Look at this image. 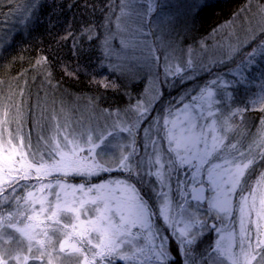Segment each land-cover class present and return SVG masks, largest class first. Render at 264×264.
Masks as SVG:
<instances>
[{
    "label": "snow or ice",
    "instance_id": "obj_1",
    "mask_svg": "<svg viewBox=\"0 0 264 264\" xmlns=\"http://www.w3.org/2000/svg\"><path fill=\"white\" fill-rule=\"evenodd\" d=\"M246 3L245 42L201 40L185 61L158 34L173 23L166 0H105L107 34L89 22L81 35L99 41L102 60L129 84L147 70L140 93L87 123L47 97L36 114L26 100L11 102L15 91L0 99V264H264V86L242 106L233 91L258 63L264 80V0ZM202 6L188 7L195 15ZM42 7L30 0L25 22ZM63 39L79 52L70 29ZM48 65L39 56L32 67L50 81ZM93 83L119 90L107 78ZM177 83L189 87L157 114L164 87ZM251 111L261 113L255 133Z\"/></svg>",
    "mask_w": 264,
    "mask_h": 264
},
{
    "label": "trees",
    "instance_id": "obj_2",
    "mask_svg": "<svg viewBox=\"0 0 264 264\" xmlns=\"http://www.w3.org/2000/svg\"><path fill=\"white\" fill-rule=\"evenodd\" d=\"M25 1L0 0V40H2L0 43V88L8 95L10 91L16 92L11 102L19 103L22 99L26 100L35 112L37 109L33 99L37 95L41 103L47 97L49 106L53 100L56 104L69 106L77 99H84V102L94 101L95 106L101 109H116L127 103L129 92L133 97L140 93L141 82L129 84V81L120 76L107 72L105 60H102L97 51L99 41H89L86 35H81L83 26L89 22L92 25H99L98 33L102 32L105 15H110V12L105 13L101 7L105 0H41L44 7L27 22L25 21L29 13L25 12L28 6L23 4ZM114 1L118 0H108V4L111 5ZM187 1L166 0L169 5L167 9L188 10L189 1ZM70 4L73 6L69 7ZM86 4L88 7H85ZM93 5L95 8L92 7ZM201 5L203 6L196 14V23L190 31L194 39L203 38L220 25L236 19L240 14L250 16L253 11V9L245 11L246 0H213ZM255 6L253 3V8ZM176 17L180 18V13ZM69 29L76 40L80 41L77 45L80 49L78 53L72 39H63ZM39 56L49 59L48 67L52 72L50 81L45 79L43 72L32 67ZM65 66L69 70L78 69L77 75H66ZM257 69H260L259 63L253 69L245 71L248 83L236 87L235 105L242 106L250 99L255 100L259 95L258 92L262 90L264 80L261 79L260 71ZM106 78L115 81L119 85V90L112 88L106 90L93 83V80ZM126 85L128 92H125ZM21 89L24 92L23 97L19 95ZM164 89L166 91L163 90V99L155 105L157 114H160L169 102L175 99L176 90H181L182 87L165 86ZM260 117L259 111L247 113L248 127L251 132H255ZM211 240L213 237L210 235L206 238L204 247H207V243Z\"/></svg>",
    "mask_w": 264,
    "mask_h": 264
},
{
    "label": "rangeland",
    "instance_id": "obj_3",
    "mask_svg": "<svg viewBox=\"0 0 264 264\" xmlns=\"http://www.w3.org/2000/svg\"><path fill=\"white\" fill-rule=\"evenodd\" d=\"M188 1L187 2L189 3V5H191L193 3H198V2L199 3L201 2V4L206 3V2H212L213 0H188ZM29 2H30V0H26L23 4L28 5ZM114 3H118V1L117 2L114 1L113 4ZM165 11H167L168 13H170L173 16V23H172V26L169 28H166L163 33H158V34L161 35L162 40H165L168 43L174 42L177 49H183L185 52V55H184L185 61L187 60L188 46L191 45L194 48L199 49L201 40L206 42V45L209 48H214L218 43H221V44L231 43L233 45H236L238 43H243L250 36V30L246 32V30L249 29V23H248V19H247L248 16H243L242 14H240L236 19H234L228 23L222 24L220 26L218 25L219 26L218 28L211 31L208 35L204 36L203 38L194 39V37L192 35H190V31L193 27V24L196 23L197 17H196V14L193 15V13H196L197 10H194V9L184 10L183 8H178L177 10L166 9ZM116 12H117V14H119L118 9L116 10ZM179 13H180V18H177L176 16L179 15ZM109 17H112L111 12H110ZM112 18L114 19V17H112ZM149 19H151V17ZM252 26H255V21H253ZM107 29H108V26L105 23L102 26V32L105 35L107 34ZM256 30L259 31V27H257ZM119 39L120 38L117 36L116 39L111 41L112 46L114 48L117 47ZM162 51H163V48H162ZM175 63H176V61H173L174 65H175ZM105 65L107 67V72H109L110 74H114L116 76H119L118 72L114 73L110 70L112 65L109 63L108 60H105ZM218 70H222L219 65L217 66L216 69H214V72L218 71ZM155 71L162 72L163 71V65L156 68ZM141 76L144 78L143 79L138 78V82L142 83V89H143L147 84V79H146L147 70H145L141 74ZM200 79L201 80L207 79V75L201 73ZM190 83H191V87L195 88V87H197V84L199 82L193 81ZM170 86H172V85L171 84L166 85V87H170ZM175 87L176 88L182 87L181 90H176L177 95H178V94L182 93L184 89H188L189 85L188 84L181 85L180 83H177ZM163 90H165V89H163ZM233 91L235 92V97H236V94H237L236 88L233 89ZM261 92H262V90H260L258 92L259 95L256 97V99L259 98ZM177 95H176V97H177ZM7 97H8V94H5L2 91H0V99H4L7 101ZM152 98L153 97H152L151 93H149L146 96V99L149 101H151ZM33 102L35 105L37 104V102H38V96L37 95L34 97ZM56 106H57V108H59L61 106V104H56ZM49 107H51V106H49ZM64 107L66 110H68V114L71 115L74 119L83 120L85 123H87L89 121V119L93 118L94 116H98L100 114V111L102 110L101 108H98L95 106V111H94L93 108L90 106V100H88V102H84V99H77L74 104L71 103L69 106H64ZM258 107H259V105H257V108ZM36 113H38V110L34 112V114H36ZM237 119H239V118H237ZM246 123H247L248 131L251 132L249 127H248V121H246ZM256 130H257V128H255V132H256ZM255 132H251V133H255ZM121 135L123 136L124 134H121ZM248 139L250 140L251 137H249ZM246 143H247V141H245V144ZM104 175L106 178H110L112 176V174H104ZM229 227H232V225H229ZM211 236L213 237V239L215 238L214 233Z\"/></svg>",
    "mask_w": 264,
    "mask_h": 264
}]
</instances>
